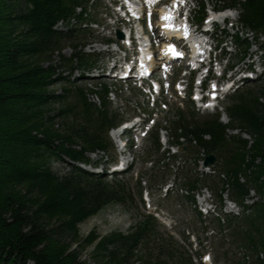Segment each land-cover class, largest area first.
<instances>
[{
	"label": "trees",
	"instance_id": "obj_1",
	"mask_svg": "<svg viewBox=\"0 0 264 264\" xmlns=\"http://www.w3.org/2000/svg\"><path fill=\"white\" fill-rule=\"evenodd\" d=\"M88 1L0 0V264H203L199 257L194 259L188 246L161 232L149 212L138 213L125 232L98 234L91 229L84 236L79 233V224L105 205L129 208L134 203L124 178L106 179L103 172L78 166L102 162V155L92 160L88 153L103 152L107 157L113 150L108 130L124 117L107 105L108 87L94 85L98 91L91 95H96L98 103L91 102L84 88L73 82L62 94L49 90L61 79L52 59L55 51L59 64L70 73L97 65L93 53L80 50L68 57L60 53L62 43L77 38L76 32L86 34L81 25L66 31L53 28L60 20L81 23ZM209 1L215 8L238 9V23L264 35V0ZM197 5L195 16L201 22L205 1ZM231 37L239 50L238 60L245 58L251 42L238 33ZM257 45L264 60V40ZM256 81L263 83L245 85L228 97L224 107L228 123L220 121L219 113L198 117L196 112L176 109L175 119L168 126L156 124L148 139L155 155L152 167L162 163L168 171L175 169L165 196L173 191L194 208L200 221L209 219L236 247L255 253L249 260L232 264H264V101L259 100L264 98V71ZM159 128L165 129L170 144L180 145L177 164L176 155L169 159L170 165L167 150L160 151ZM201 151L215 155L212 167L223 178L198 169ZM55 159L65 161L69 171L55 173L50 167ZM138 177L139 183L142 177ZM202 189H209L219 206L222 194L227 193L239 207L238 213L203 219L195 204V194ZM140 196L141 189L142 203ZM247 198L251 203L245 202ZM227 254L223 264H230Z\"/></svg>",
	"mask_w": 264,
	"mask_h": 264
},
{
	"label": "rangeland",
	"instance_id": "obj_2",
	"mask_svg": "<svg viewBox=\"0 0 264 264\" xmlns=\"http://www.w3.org/2000/svg\"><path fill=\"white\" fill-rule=\"evenodd\" d=\"M111 1L112 0H95L94 4L91 3L87 6L88 17L94 19L91 21V27H87V29L84 30L87 31L84 36L79 34L81 32H76L75 35L77 38L64 41L61 47V54L68 57L74 51L80 50L84 53H93L94 56L100 58V61L98 60V63L100 62L99 68L105 67L108 56L107 49L110 50V55H115V45L106 46L104 43L106 38H111V36L112 39L115 40L114 32L117 29L113 25H107V21L105 19L106 15L109 14ZM197 1L199 0L186 1L187 7L190 9L189 19L194 22L196 19L194 14L195 10H197ZM205 5L206 15H208L207 10L209 7H212V3L209 0H205ZM157 24L160 25L159 20L157 21ZM216 24L217 27L211 35V41L212 44L218 45V49L216 51L217 57L219 55L222 56L224 50L230 51V53H226L225 57H223L221 62L222 66L232 64V62L238 61V58L240 57L239 50L231 43L232 39L230 36L227 37V39L222 40V35L225 32L229 35L238 33L241 37H247L251 42L248 53H254L257 50V42L264 39V37L260 34L251 33L250 30L245 29L244 26L240 24H238L237 27H235V24L232 26L228 24L223 25L220 21ZM71 25L73 27H78V23L76 21H72ZM192 27L194 28V26ZM153 33H156V31ZM223 41H226V47L222 46L221 43ZM158 43L157 39H155V49L157 48L156 44ZM116 54L120 57H123L124 55L123 52H116ZM52 59H54V62L58 65L56 68V74L61 79L54 82V84L50 87L49 90L51 92L55 94H62L64 92L63 89L71 86L72 82L75 81L73 84L83 87L84 92L87 94L88 99L91 102L95 101L98 103V98L96 95H91V92L98 91L94 85H99L100 83L105 84L109 87V90H112L113 92L109 98L106 99V103L109 105L110 109L118 111L124 118H132L136 115H139L140 119L148 118L150 119L148 123L149 127L150 123L153 121L159 124V127L163 125L168 126L169 123L175 119L174 116L176 109H180L187 114L191 111L196 112L198 117H206L210 114V111H198L195 108V103L192 102V98L187 97L186 92L188 91V88L190 87L192 89L194 87L193 83H195L196 80L195 77L193 79V73L192 77L185 74L188 70L183 71V66L182 68H178L179 64H185L186 59H178L169 64L168 68L173 72V77H169L168 79L170 82L169 87L163 77V71L160 69L154 72L152 75L153 78L161 77L164 82V89H161L158 96L152 91L151 85L147 80L138 78L119 80L105 74V69H99L97 72L94 70H92V72L83 71L84 76H82L80 75L81 73H79V70H74L73 73H70L69 69L67 70L64 65H60L59 54L57 51H55L52 55ZM252 59L253 61H257L259 58L255 57ZM250 60V58L245 57L243 61L238 62L234 68H244L248 66ZM261 61L262 60L259 59V63H262ZM107 66H110V64H107ZM259 69L262 70V65ZM255 75L256 74H253L251 76L253 79H248L242 86L261 85L263 81L255 82L254 79L256 76H259L258 74L256 76ZM178 79H183L184 81L180 82L179 87L176 90L174 83ZM181 88L185 89L182 90ZM148 93H152V95H149ZM259 100L264 101V98H259ZM164 103L166 104L164 105ZM221 103L224 107L228 101L224 100ZM192 105L194 106L193 109ZM58 107L59 105L56 104L52 108L56 111ZM221 109L222 107L219 110ZM150 113H152L151 117ZM225 120H227V117H225ZM229 131L233 132L231 130ZM158 135L161 147H167L168 137L165 129L159 128ZM108 136L114 146V149L110 152V154H107L108 156L106 157L103 152H99L88 153V156L93 160H97L100 155H102V164H99L98 167L94 168L97 172H101V169L105 166L104 161L107 162V160L111 157L115 158L116 161H121L122 165L125 163L124 160H132L135 168L130 173H121L116 176L124 178V180L129 183L132 196L134 197V203L132 206H129V208H125L117 203H109L105 205L95 215L87 218L79 224L80 235L84 236L91 229H94L98 234H105L112 230L125 231L129 223L133 222L132 218L137 216L138 213L151 211L156 216L159 224V230L161 232H169L172 235V238L170 239H177L180 243L184 242V244L190 243V247L193 251L196 249L198 252L203 253V256L201 257L203 264H222L226 251H228L227 257L230 264L238 261L239 259L242 260L244 255H247L249 259L252 256H255V253L250 250H246L243 247H236L233 240L226 235L225 231L217 232L218 229L215 228L213 222L208 223V220L203 222L195 219L193 210L176 194H173L170 198L164 197V188L169 185L170 180L173 178L175 169L168 171L162 163H160L157 167H152L153 165L151 162L152 159L155 158V155L148 138L142 141H140V138L136 135L129 138L128 141L130 143L131 151L130 154H127L126 158H123V148L122 144L119 142L118 135H115L114 133L110 135L108 133ZM162 149L163 148H161V150ZM178 154L180 155V152H178ZM134 155L135 157L133 159ZM107 165L108 163H106V166ZM50 167L58 175L69 171L70 168L65 161L58 159L50 161ZM90 167L93 169L92 166H89L88 168ZM109 171L110 168L106 171V179L111 178ZM166 172H169L171 175L168 176L167 174L165 176ZM137 174L142 177L139 183ZM139 189L142 191L141 199L143 200V204L139 201ZM250 194L253 195L254 192L251 190ZM195 197L199 208H204L206 203L207 205H209L208 203L213 204L214 196L211 195L209 190H204L201 195H196ZM223 197L225 199V196ZM144 198H146V200ZM228 202H225L223 207L216 208L217 211L223 213L228 211L234 212L236 208L234 203L231 201L229 203ZM247 202H251V200L248 199ZM206 224H209V228L207 229L205 227ZM89 249L90 248H87L85 250L83 257H87V251Z\"/></svg>",
	"mask_w": 264,
	"mask_h": 264
},
{
	"label": "bare ground",
	"instance_id": "obj_3",
	"mask_svg": "<svg viewBox=\"0 0 264 264\" xmlns=\"http://www.w3.org/2000/svg\"><path fill=\"white\" fill-rule=\"evenodd\" d=\"M154 4L155 3H149L148 0H142L140 2L136 0L134 3L129 4V6H130V9H131L132 13L137 16L143 10V6L144 5H146V6L151 8V7L154 6ZM166 12H171L172 19L170 21H165V20L161 19L162 14H164ZM158 14L160 15L158 20H159V24L161 26L160 29L162 28L161 32L167 34L168 36H173L174 35V37H178V39H181L182 37H186L188 35V33L185 34V29L183 27L184 25H186L187 26V32L189 31V28H188V25H187L186 21L184 19H182L181 22H178L176 24L175 21L173 20V17H176L175 9L170 8L168 6H163V7L158 9ZM226 17H227V14L225 12L221 11L217 15L210 16V19L222 20V19H224ZM167 23H170V24L175 25L177 27L166 28L164 25L167 24ZM138 28L142 29L141 26L140 27L138 26ZM154 28H152L151 32L154 31ZM143 39H144V41L146 43H145V46L144 47L142 46V48H141L142 49V57H141L142 63L145 62L144 55L147 57L146 58L147 61L145 62V65H144L143 69L146 70L147 72H149V71L150 72H155V71L160 70V69H158L159 67H157V65H155V61L156 60H153L154 58H153V55H152V50L149 49V45H148L149 43L147 41L148 40L147 37H143ZM156 39H157V41L159 43H163L165 41V38L160 36V35L157 36ZM189 41L191 43L192 51L195 54H197V56H200L201 54L198 53V52L202 48V45L199 44L194 37L190 38ZM147 47H148V49H147ZM165 49H166V44L162 46L161 52L167 55V52H166ZM167 58H170V56H167Z\"/></svg>",
	"mask_w": 264,
	"mask_h": 264
},
{
	"label": "snow or ice",
	"instance_id": "obj_4",
	"mask_svg": "<svg viewBox=\"0 0 264 264\" xmlns=\"http://www.w3.org/2000/svg\"><path fill=\"white\" fill-rule=\"evenodd\" d=\"M148 2H149V3H155L156 0H148ZM181 2H182V0H181ZM175 6H176V0H173V7H175ZM161 19H162V20H165V21H170V20L172 19L171 12H166V13L162 14ZM164 26H165L166 28L177 27V26L172 25V24H170V23H167V24H165ZM183 27H184V29H185V34H187V26L184 25ZM169 50H171V46H169ZM176 54H179V53H176ZM178 87H179V85H178ZM212 87L215 88V85H213ZM214 95H215V93H213V96H214Z\"/></svg>",
	"mask_w": 264,
	"mask_h": 264
},
{
	"label": "water",
	"instance_id": "obj_5",
	"mask_svg": "<svg viewBox=\"0 0 264 264\" xmlns=\"http://www.w3.org/2000/svg\"><path fill=\"white\" fill-rule=\"evenodd\" d=\"M118 37L119 38L122 37V33L120 31H118ZM214 161H215V156L213 154H208L203 159L202 165L203 166L211 165L214 163Z\"/></svg>",
	"mask_w": 264,
	"mask_h": 264
}]
</instances>
